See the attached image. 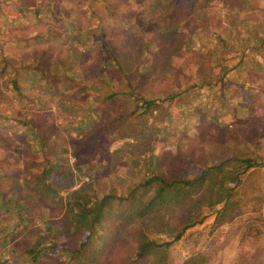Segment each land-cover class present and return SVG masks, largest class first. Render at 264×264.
Masks as SVG:
<instances>
[{
    "label": "rangeland",
    "instance_id": "obj_1",
    "mask_svg": "<svg viewBox=\"0 0 264 264\" xmlns=\"http://www.w3.org/2000/svg\"><path fill=\"white\" fill-rule=\"evenodd\" d=\"M15 1L0 0V35L9 37L2 53L29 65L17 78L26 94L18 98L0 70V108L54 123L70 137L82 174L95 168L102 183L121 191L150 164L165 177H179L230 154L257 153L264 160V63H244L235 77L221 73L238 58L244 33L236 21L224 45L210 21L218 17L214 28L221 32L233 16L264 20V0H190L194 10L173 4L179 27L172 43L187 40V49L175 51L159 45L164 23L153 24L157 9L150 0ZM140 96L152 102L140 103ZM24 126L14 123L6 134L33 139ZM10 157L0 150V159ZM30 171L33 183L41 179L43 168ZM244 174L238 211L210 228L218 203L202 204L201 220L168 244L171 264H264V164ZM5 205L0 221L7 216L4 222L12 223L13 208ZM176 212L179 217L182 210ZM17 228L0 230L3 264H29L18 244L7 248ZM45 263L54 264L50 257Z\"/></svg>",
    "mask_w": 264,
    "mask_h": 264
},
{
    "label": "trees",
    "instance_id": "obj_2",
    "mask_svg": "<svg viewBox=\"0 0 264 264\" xmlns=\"http://www.w3.org/2000/svg\"><path fill=\"white\" fill-rule=\"evenodd\" d=\"M149 3L157 9L153 24L164 23L158 31L163 35L159 45L168 48L170 44V50L174 51L184 48L187 41L184 38L177 37L178 44L172 43L179 27L173 4L178 9L194 10V2L150 0ZM200 14L204 16V10ZM217 18L210 17L211 32L224 45L236 21L244 33L236 43L238 58L221 73L235 77L244 63H264L263 19L252 16L250 21L237 20L233 16L221 25V32H215L214 25L220 23ZM140 22L137 18L136 23ZM7 39L0 35V70L6 69L10 90L22 98L26 93L17 78L21 77V69L29 65L25 61L15 62L2 53V44ZM193 40L196 41L195 37ZM213 50L211 55L216 59L218 54ZM256 67L254 71L259 69ZM139 98L140 103L152 102L150 98ZM16 114L0 108V150L11 153L10 159H0V207L2 203L5 207L10 205L15 217L12 223L4 222L7 216L1 218L0 230L9 232L18 226L17 239L9 242L7 248L12 251L18 244L19 252L29 264H46V257L52 258L54 264H171L168 244L186 226L203 217L200 206L219 203L213 209L210 226L228 220L241 202L238 186L245 170L264 164L257 153L230 154L203 165L193 174L179 177H165L150 164L125 190L117 191L96 177L95 168L84 174L77 169L79 164L68 149L70 137L59 132L54 123L40 121L34 113ZM14 123L26 125L25 131H32L33 139L8 137L5 128L13 127ZM27 155L30 158H25ZM35 167L43 171L39 174L41 179L33 183L32 172H25ZM92 176L95 177L91 179ZM177 209L182 210L179 217ZM38 215L39 224L33 229L30 223ZM22 222L23 226L19 227ZM149 231L162 232L168 237L156 239ZM5 258L0 256V264Z\"/></svg>",
    "mask_w": 264,
    "mask_h": 264
},
{
    "label": "crops",
    "instance_id": "obj_3",
    "mask_svg": "<svg viewBox=\"0 0 264 264\" xmlns=\"http://www.w3.org/2000/svg\"><path fill=\"white\" fill-rule=\"evenodd\" d=\"M214 204H215V203H214ZM218 204H219V203H218ZM200 209H201V206H200ZM237 211H238V207H237V208H235V212H234V213H236ZM234 213H233V214H234ZM230 218H231V217H230ZM200 220H201V219H200ZM200 220H199V221H200ZM225 221H226V220H225ZM195 222H198V221H195ZM221 222H223V221H221ZM193 223H194V222H193ZM193 223H192V224H193ZM219 223H220V222H219ZM192 224H190V225L186 226L185 228H187V227H190ZM209 224H210V223H209ZM217 224H218V223H217ZM217 224H216V225H214V226H217ZM214 226H213V227H214ZM210 228H212V226H210Z\"/></svg>",
    "mask_w": 264,
    "mask_h": 264
}]
</instances>
